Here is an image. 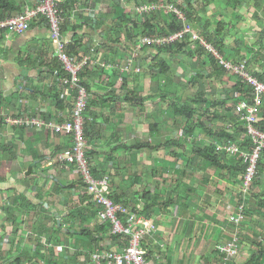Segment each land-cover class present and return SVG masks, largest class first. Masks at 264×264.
I'll list each match as a JSON object with an SVG mask.
<instances>
[{
  "label": "crops",
  "instance_id": "obj_1",
  "mask_svg": "<svg viewBox=\"0 0 264 264\" xmlns=\"http://www.w3.org/2000/svg\"><path fill=\"white\" fill-rule=\"evenodd\" d=\"M40 1L14 0L15 10L0 14L5 17L0 21L23 13ZM104 2L112 4V0H75L72 4L74 9L63 12L62 25V41L66 44L70 58L75 62L86 58L90 60V65L80 77L86 84L90 101L101 102L99 106L92 108L93 115L87 113L89 129L92 133V139L88 138L91 150L88 157L92 168L96 171L95 176L100 179L109 175L112 181L111 196H120L123 200L120 203L138 209L158 227L157 233L144 241L152 264H197L201 259L203 264H222L223 261L218 263L213 255L218 251L219 245L233 240L232 236L236 228L228 219L233 213L232 210L236 208V200L241 194L242 180L239 181L240 179L235 177L233 178L236 180L233 179L228 172L215 174L209 171L213 180L210 182L209 178L202 177L203 188H199V185L196 187L188 181L181 183L176 180L171 196L166 200L161 195L165 189L164 185L143 188V193L148 191L160 196V204L153 209L149 218L143 213L145 203L140 192L135 198L130 192H135L134 190L123 192L119 189V184L113 182L112 175L120 176L123 172L124 180L128 170L133 169L129 167L127 156L136 155L138 169L137 174H134V179L137 180L134 183L136 186L140 185L141 175L138 174L142 170L144 173L147 171L144 165L150 157L145 159V155H148L145 150L137 154L128 153L120 148L115 152L116 148L124 144H114L104 149V142L108 138L113 140L112 137L116 135L119 137L123 131L132 135L138 132L139 139L140 137H148V139L136 143H149L154 148L149 150L151 152L149 155L152 157L159 155V147L164 143L182 141L179 147L175 145L170 149L165 147L168 153L164 156L168 160L163 159V163L169 161L173 169L174 166L176 167L175 160L181 161L185 155L186 159L191 161L193 158L188 157V151L183 147H187L186 142L191 143V137L198 139L203 144L201 146L203 148L212 143L213 137L199 129L196 134H190L189 138L187 134L182 136V129L179 133L182 138L177 135L174 137V131L176 134L178 132L173 126L179 119L168 110L170 104H164L161 99L162 92L167 91L168 100H172L170 97L174 92L171 83H174V78L178 77H174L173 73L180 76L187 75L190 69L187 70L184 61L188 62L196 56L201 58L202 64H210L211 68L205 74L209 80V74L214 75L211 65L213 56L207 51L194 52L195 46L191 42L184 52L167 51L161 57L168 62L170 58L173 59L171 72L168 75L172 82L169 85L166 79L156 81L152 79L150 67L155 56L158 55V49L148 47L136 49L135 38L128 40L125 32L121 34L120 42L115 45L107 36V28L112 24L111 19L100 18L98 25L93 23L95 21L92 19L96 20L102 15L111 13L112 10L103 11L107 8ZM65 3L63 0L62 5ZM124 10L127 14V9ZM204 17L203 20L208 21ZM67 20L68 25H66ZM156 22L158 25V20ZM76 26L81 27L76 29L75 33L72 28ZM132 27L133 24H129L128 28ZM204 27L205 30L210 31L209 33L214 32V27ZM241 28L232 24L233 39L228 41L224 53H221L224 58L230 60L233 57L239 61L244 60L241 57H245V60L249 61L251 56L254 58V53H258L254 49L253 54L244 51L246 47L241 41L251 30L248 31L249 27L245 25L243 29ZM134 32L135 30L133 34ZM74 35L83 38V47L77 49L79 56L73 53L70 55L74 47ZM129 45L133 46V52L128 49ZM126 53L127 58H125ZM132 55L136 57L135 65L142 69L140 74L123 73L120 67H117L118 64L123 65ZM185 56L190 58L174 59ZM175 65L179 68L177 69ZM144 67H147V70ZM59 69L63 71L62 64L56 57V46L52 41L50 28L44 18H37L30 30L23 34H10L0 30V264H94L91 260L93 253L102 250L122 251L126 247V242L113 240L109 227L99 221L98 215L90 217L98 210L94 204H88L89 197L79 173L74 167L64 166L57 160L60 152L72 146L71 138L56 135L46 129L11 126L4 120L6 117L17 118L23 115L53 123H61L65 118L69 119L77 93L65 82L66 75L58 76ZM197 72L201 73V71ZM191 77L193 76L187 77L188 80H191ZM224 77L227 84L223 87L219 82L218 85L221 89L225 87L230 89L228 86L230 84L232 87L234 80L229 78L233 76ZM131 92L145 98L149 94H157L155 100L159 101L152 102V107L147 108L143 103L128 101L127 98L132 96ZM216 93L217 98L220 99V90ZM148 99L154 100L151 97ZM152 118L153 123L143 124L144 121ZM161 118L163 120H159ZM146 125H148L147 129ZM116 128H120V131H116ZM140 130L147 135L142 136ZM122 157L125 158L123 164H117V160ZM228 158L234 159L229 156ZM153 171H156L155 168H150V174ZM232 174L236 175L235 172ZM127 179L128 177L124 181ZM258 180L260 185L257 187L260 191L254 187L251 196L253 202L249 201V197L246 200V203L249 201V205L253 203L254 207H257L258 198H264V172ZM146 185L144 183V186ZM134 189L136 190L135 187ZM209 189L215 191L216 196H213ZM172 194H175L174 197ZM220 195L223 199L217 197ZM22 196L26 197V201L22 200ZM11 198L19 201L13 202ZM256 210L260 209L258 207L254 209L250 218H246L236 231L239 238V256L236 261H231L229 264H246L251 260H254V264H264V254L260 249L264 248V210H260L261 213L256 212L257 214ZM39 211L41 214L35 213ZM253 213L260 219L255 218V214L252 216ZM81 216L86 218L85 221ZM82 230L91 233L98 241L97 244H92L83 236ZM163 244L167 245V249L162 248ZM58 247L63 249L58 251Z\"/></svg>",
  "mask_w": 264,
  "mask_h": 264
},
{
  "label": "built area",
  "instance_id": "obj_2",
  "mask_svg": "<svg viewBox=\"0 0 264 264\" xmlns=\"http://www.w3.org/2000/svg\"><path fill=\"white\" fill-rule=\"evenodd\" d=\"M62 2L63 0H41L23 13L0 21V30L10 34H23L30 30L37 18L46 20L52 41L56 46V57L67 76L64 80L77 93L70 118H65V121L61 123L48 122L26 115L17 118L6 117L4 120L11 126L46 129L54 134L71 138L72 146L60 152L57 160L64 166L74 167L79 173L89 197L88 204L92 203L96 206L98 219L103 225L109 227L111 236L128 238L126 247L122 251L102 250L93 253L91 260L94 264H152L144 241L148 237L154 236L158 227L153 221L144 217L138 209L129 208L111 197L112 181L109 175L99 179L92 173L91 162L87 154L90 145L85 135L90 95L80 78L81 73L90 65V60L86 58L75 62L66 51V44L62 41V25L64 23ZM122 2L128 4L127 0H122ZM126 9L128 17L136 20L138 26L143 30H135L133 34L136 49L159 48L177 42L189 41L195 48L198 45L204 48L218 61V64L229 76L238 78L242 84L251 89L237 102L234 109V113L240 119V125L245 130L244 136L236 141L223 140L215 143L217 152L242 160L245 166L240 188L241 194L236 200V208L228 219L237 231L246 220V200L252 193L259 164L264 155V124H261L264 118V82L249 72L245 62L235 63L224 58L211 43H208L195 31L188 23L185 14L176 6L167 2H140L134 7L127 5ZM155 14L174 15L178 21L182 22V30L168 35H161L158 30L150 33V30L145 29L143 24L146 22L147 16L152 18V15ZM153 24L156 25L157 22ZM134 58L136 57L132 55L123 65L118 64L117 67H120L123 73L140 74L142 69L135 65ZM237 96L241 97V95ZM228 129L233 130L235 126L230 124ZM246 144H249L248 149ZM236 231L232 236V241L224 242L218 247L219 253L224 256L222 264L236 261L239 256V238ZM44 240L47 239L44 238ZM162 248L167 249V245L163 244ZM62 249V247L57 248L58 251Z\"/></svg>",
  "mask_w": 264,
  "mask_h": 264
},
{
  "label": "trees",
  "instance_id": "obj_3",
  "mask_svg": "<svg viewBox=\"0 0 264 264\" xmlns=\"http://www.w3.org/2000/svg\"><path fill=\"white\" fill-rule=\"evenodd\" d=\"M74 1L75 0H65L66 3L64 5H61V9L63 10V12L66 13V12L72 11V9H74V6L72 5ZM242 1L243 0H237V4H241ZM140 2H141L140 0H137V2L135 4H138ZM142 2L143 3L144 2L151 3V2H158V0H142ZM166 2L168 4H172V5L176 6L178 9H180L185 14L186 19L191 26L194 23L201 24L202 22L203 23L205 22L203 20V18H201L199 16V9H198V6H200L202 4L204 6L205 0H196L195 3H193L194 2L193 0H166ZM198 2H200V3H198ZM122 3H123L122 0H112V8H111L112 11L110 14L102 15L99 18H97L96 20L92 19V21H95V22H93L95 25H98L100 18H104V19L110 18L111 19L112 24L107 28V36H108V40H110V42L115 44V45H117V43L120 42L121 34H123L124 32L127 34L128 40H131L134 38L133 37V31L136 29L141 30V27L138 26L136 20L131 19L130 17H128V14L125 13V10L122 8ZM223 6L227 7V5H224V4H223ZM235 6L236 5H234V7ZM254 6L258 9L259 8L262 9V7H263L260 3H256ZM15 8H16V4H15L14 0H0V14L5 13L7 11L11 12V11L15 10ZM230 11H235V10L231 9ZM159 15H161V14H159ZM219 16L222 17L221 14ZM4 18L5 17L0 15V20H2ZM162 22H163V24H162ZM153 23H155V18H153V17L149 18L147 16L146 22L143 24V27L145 29L150 30V33H153L155 30H158L161 35H168L170 33H175L177 31L182 30V28H183L182 22L178 21L174 17V15L161 17L160 20L158 21V25H154ZM68 24H69V21L67 20L66 25H68ZM129 24H133V27L128 28ZM232 24H233L232 21L228 22L227 20H224V19L219 20L216 23L210 22L208 20L204 23V26L214 27V32L210 33V34L207 33L208 35L206 37H203L202 32H201V36L208 43H211L219 51L220 54L221 53L223 54L224 49L227 47L228 41L233 39V36L231 35ZM80 27L81 26H76V27H73L72 29L76 33V29L78 30ZM65 29L66 28L64 27V30ZM141 31H143V30H141ZM82 41H83L82 37H80V36L78 37V35H74V37H73V44H74L73 46L74 47H73L72 51H70V55L73 53V54H78V56H79V52L77 51V49L83 47ZM189 46H190L189 41H183V42H177L173 45L155 48V49H158V55L155 56V58L152 62V65L150 67V71H151L152 76H153L152 79H155L156 81L157 80L162 81V80L166 79V82H169V85H170V83L172 82V79L168 75L171 72V64H170V62H168V60H166L165 58H162L161 56L163 55V53H165L167 51H171V50H175L176 52H184ZM252 48L254 50L258 51V53H254L255 54L254 58H260V60H261L260 63L262 64V67H263V71L262 72H255V76L261 82H264V26H263L261 32L259 33V37L257 39V42H255V44L252 46ZM199 51L204 52V53L206 52V50L204 48H202L201 46L198 45L195 48L194 52L197 53ZM244 51H249V48H244ZM241 58L245 60V57H241ZM231 59L230 60L227 59V60L236 61V63H239V62H237V60H238L237 58H236L237 60L234 59L233 57ZM211 65L213 66V73H214L215 77L213 74H209V76H208L209 79H211L212 77L213 78H216V77L219 78L220 76H221L220 78H222V77H224V75L227 74V72L218 64V61H216V59H214L213 57L211 58ZM58 72H59L58 76H65V73L63 71L61 72L60 69ZM82 76H83V74L81 73L80 77H82ZM203 79H204V74L197 72L196 74H194L193 77H191L192 85L193 86L199 85L201 82H203ZM229 79L234 80V81H232V82H234V85L232 86V88H230V91L227 93L226 97H223V98L221 97L220 99L218 98L216 101L208 100L207 97H204L205 94L202 92H197L196 98H193L191 100L192 105L180 104V102L178 100H175V99L174 100H168L169 94L167 93V91L162 92V98L161 99L164 102H167L168 104H170V107L168 108V110H170V112L173 114L174 117L179 119V121L177 122L178 124L182 123L183 121H186L187 125H186L185 131H184L185 134L193 135L197 131V129H200V130H203L204 132H207V134L209 136L213 137L212 143L205 145L203 148L201 146L196 147V150L194 152L195 155L197 157H200L202 160H204L205 163L209 167L213 168L216 172H219V173L220 172L221 173H223V172L227 173L228 172V173H230L232 178L233 177H235L236 179L239 178L240 179L239 181H241L242 179L240 177H242L244 172H245V166L243 165L242 160H239L237 158L230 159V158H228L227 155L220 154L219 152H217L216 145H215L216 142H221L223 140L236 141L237 139H239V137H242L245 134L244 128L240 125V119L234 113V109H235V105L237 104V102L241 98L246 96L247 93L250 92L251 89L247 88L244 84H242L238 78L230 77ZM231 92L233 93L234 96L230 95ZM130 95H132L131 96L132 99L127 98L128 101H132V102L135 101V103H143L145 101V97L142 95H137L136 93H133V92H131ZM237 95H241V97L237 96ZM100 104H101L100 100L99 101H94V100L92 101L91 100L90 101V108H88L87 113L90 115H93L92 108L97 107ZM215 109H217L218 111L221 110L222 115L217 114ZM206 118L209 120L208 123H206V120H205ZM216 120L220 121L221 126H218V128L210 126V123L213 124V122ZM225 123H228V124L230 123V124L234 125L235 129H233V130L226 129ZM89 124L90 123H89V120L87 117L86 122H85V135H86L87 139L88 138L92 139V136H91L92 133L90 132ZM261 124H264V118L261 121ZM56 135H58V134H56ZM171 145H175V146L179 147L182 145V141L166 142L162 146L169 147ZM246 146L248 149L249 144H246ZM120 148L126 150V152H128V153H137V154L146 150V149H148V150L154 149L149 143H139V144L136 143V144L131 145V146H126V145L119 146L118 148L115 149V152L119 151ZM155 149H157V148H155ZM110 161H114V160H110ZM262 161H264V155H263ZM262 161L259 164L258 174H257V178L254 182L253 188L260 185L258 179H259V177H261V175L264 172V163ZM95 172H96L95 169H93L92 173L94 174V176H95ZM233 172H235L236 175L233 176V174H232ZM235 178H233V179H235ZM134 181L136 182L137 180L134 179ZM84 189H86V188L84 187ZM251 192L253 194L254 190L252 189ZM251 196L252 195L250 194V197ZM112 198L116 202L123 201L120 196L119 197L113 196ZM141 198H142L143 202L145 203L143 213L147 217L150 218L152 215L153 209L155 207L159 206V204H160V201H159L160 196L156 195L155 193L152 194V192L144 191V193L141 194ZM12 199L13 198H11V200ZM22 200L26 201V197L22 196ZM18 201L19 200L13 199V202H18ZM256 203H257L258 209L263 211L264 210V198H258V201ZM42 209H43V207H42ZM35 213L41 214L40 211L35 212ZM94 215H97V212H94V214H91L90 217L94 216ZM82 219H83V221H85L86 218L82 217ZM81 233L83 234V236L87 237L92 244H94V243L97 244L98 241L94 238V236L91 233H89L88 231H85V230H82ZM113 240L115 242L116 241L117 242L123 241L126 243L128 242V238H126L124 236H113ZM261 250H262V254H264V248L263 247H261ZM213 256L216 258V261L218 263H221L223 260V257H224L218 251H215ZM260 260H262L261 257H260ZM246 264H254V260H251Z\"/></svg>",
  "mask_w": 264,
  "mask_h": 264
},
{
  "label": "rangeland",
  "instance_id": "obj_4",
  "mask_svg": "<svg viewBox=\"0 0 264 264\" xmlns=\"http://www.w3.org/2000/svg\"><path fill=\"white\" fill-rule=\"evenodd\" d=\"M140 1L142 2V0H140ZM193 1H194L193 3L196 2V0H193ZM127 2H128V4L126 2L122 3V6L124 9L127 8V5L131 6V7H134L137 5V4H135L137 2V0H127ZM158 2L162 3V2H166V0H158ZM144 3H146V2H144ZM198 3H200V2H198ZM256 3H260L263 6L262 9L256 8L254 6ZM103 4L107 5L106 6L107 8L103 9V11L104 10H111V8H112L111 3L109 4L108 2H104ZM223 4L227 5V7L226 6L224 7ZM234 5H236V6L234 7ZM198 9H199V16L201 18H203L205 16L204 18L205 19L207 18L210 22H212V21L216 22L217 20L224 19L227 21H232L233 24H236L237 26L242 27L241 29H243V25L248 26L249 27L248 31H250V30L251 31L249 34L247 33V37H245L241 41V44L244 47L249 48V54L251 52H252L251 54H253L254 50L252 48V45H254V43L256 42L257 37H258V33H260V30L264 26V0H250V1L249 0L248 1L243 0L241 2V4H237V0H207V1L205 0L204 6L202 4V5L198 6ZM231 9H234L235 11H230ZM220 14L222 17L219 16ZM161 17H166V16L163 14L153 15V18H155V20H158V21L160 20ZM192 26L195 28L196 32L199 33V35H201V32H202L203 37H206L208 34H210L209 30L208 31L205 30L203 22L201 24L194 23ZM133 37H134V35H133ZM239 47H240V45H239ZM128 49L132 51L133 46L129 45ZM127 53H126L125 58L128 57L129 53L128 54ZM185 58H190V57L185 56L184 58H174V59L185 60ZM249 61L248 60H239L237 62H245L248 66L249 72L253 75H255V72H262L263 71L262 64L260 63L261 62L260 58H252V56H251V59ZM169 62L172 65L173 59L170 58ZM233 62L236 63V61H233ZM184 63L187 67V70L190 69L189 73L187 75H183V76H180L176 73L175 74L173 73L174 77L175 76H178V77L174 78L175 84L171 83V89L174 93H173L172 97H170V99L178 100L180 102V104L192 105L191 100L193 98H196L197 92H202L204 94L206 92V95L204 97H207V99L210 101H216L218 99L216 92L219 90H220V96L219 97H226V95L230 91V89H227L226 87H225L226 89L225 88L221 89V86L218 85L220 82L222 84V86L224 87L225 84H227L226 83L227 80H224L226 77L211 78L209 80L206 78L205 74L209 72L208 69L211 68L210 64H208V63L202 64L201 58H198L197 56L191 58L188 62L184 61ZM175 67L177 69L179 68V66H177V65H175ZM144 69L147 70V67H144ZM197 71H201V73L204 74V79H203V82H201L199 85L193 86L192 81L190 79L188 80L187 77L194 76V72H197ZM185 73H187V72H185ZM226 76H227V74H226ZM228 88H232L230 84H229ZM207 92H209V94H207ZM230 95L234 96L232 92ZM156 96H157V94L156 95L153 93L149 94L148 97L154 98V100H150V99H148V97H146L145 101L143 102L144 107L150 108V107H152V105H151L152 102L159 101V100H155ZM129 99H131V97H129ZM164 104H167V102H164ZM215 111L217 112V114L222 115L221 110L218 111L217 109H215ZM152 120H153V118L149 119L147 121H144L143 124L151 123ZM159 120H163V119L161 118ZM205 120H206V123L209 122V120L207 118ZM218 125L221 126V124L218 120L214 121L213 124L210 123V126H212V127L218 128ZM147 126L148 125H146L145 128ZM185 127H186V121H183L180 124L175 122L173 129H177L178 134H176L174 131V137L176 135L178 137L180 136L179 133H180L181 129L183 130L182 136L188 135L187 138L191 137L190 134H187V135L185 134V132H184ZM225 127H226V129H228L230 127V123L229 124L225 123ZM115 130L120 131V128H116ZM142 130H144V129L142 128ZM137 131H138V128L136 129V132ZM201 132H202V130H201ZM123 133L119 134V137L117 135H116V137H112L113 140H111L109 138L107 140L105 139L106 141L104 142L105 143L104 149H107L111 145H114V144L131 145V144H135L136 142L148 139V137H144V138L140 137V139H139V136H137L138 132L133 134V135L127 134L124 131H123ZM139 133H142L141 130L139 131ZM198 134L201 135V133L199 131H198ZM146 135L147 134L142 133V136H146ZM182 136H180V138H182ZM203 138H205V137H203ZM186 143H187V147H185V146H183V147L185 150L188 151V153H187L188 157L193 158V159H191V161H190L189 159H186L187 156L185 155V158H182L181 161L177 162V160H175L177 169H175L176 168L175 166L173 169L169 165V161H166L163 163V159L167 158L164 155H165V153H168V151L165 150L166 148L164 146H161V147H159L160 152H159L158 156L152 157L149 155V153L151 154V152L149 150L144 151L145 153L148 154V155H145V159H148V157H150V159H149L150 161L147 160L146 165H144L147 168V171L144 173V171L142 170V172H140L138 174V175H141L140 176V185L136 186V184L134 183V177H135L134 174H137L136 171L138 169L137 156L136 155H134L132 157L127 156L128 164L130 165L129 167L133 168L132 171H130V169L128 170V173H127L128 176L127 175L124 176L125 177L124 180L126 179V177H128V179L126 181L123 180V178H122L123 172H122L120 174V176L115 177L114 175H112L115 178V179L113 178V182L114 181L117 182V184H119V189L123 190V192H126L127 190H134L135 192L130 191L131 194L134 195V198H135V195L139 194V192H140V194L143 193V188H153V187H159V186L164 185L165 189H164V191H162L161 195L163 196L162 198L164 200H166V198L168 196H171L172 189L175 187V184L177 183L176 180H178L181 183H185L186 181H188L190 184L196 185V187H197V185H199L198 186L199 188H203L202 177L209 178L210 182H212V180H213V177L211 176L212 173L209 171H213L215 174H216V171L213 168L209 167L205 163L204 160H202L200 157H197L194 154L196 146H203V144H201L198 139L197 140L192 139V137H191V143L190 142H186ZM172 146L173 145L169 146L168 149H170ZM89 152H91L90 149L87 150V154H89ZM101 156H103L104 158L106 157L103 154H101ZM141 158H142V156H141ZM174 159H176V158H174ZM124 160H125L124 157L119 158V160H117L116 163L119 165L120 164L122 165ZM166 160H168V159H166ZM192 163H194L195 165ZM148 167H150V168L154 167L156 171H153V173L150 174L151 173L150 168H148ZM91 168H92V165H91ZM215 174H213V175H215ZM141 177H143V179H141ZM215 182L216 181H213V183H215ZM144 183L147 185L144 186ZM134 187L136 188V190L134 189ZM166 190L168 191L167 193H166ZM253 190H254V188H253ZM258 190H259V188H258ZM209 191H211V190L209 189ZM211 193L213 196H216L215 191L212 190ZM174 195L175 194H172V197H174ZM251 195H253V194L251 193ZM221 196L222 195L217 196V197L223 199ZM176 197H178V196H176ZM176 197H175V199H176ZM248 197H249V201L251 200L253 202V199L250 197V194ZM249 201L246 203L247 206H245V212H246V218L247 219L250 218L251 212H253L254 209L257 208V207H254L252 205L253 203H251L249 205ZM228 209H230V208H228ZM233 211H234V209L232 210V212ZM256 212L261 213L260 210H258V211L256 210L255 213ZM255 213H253L252 216H254ZM227 214L229 215V213H227ZM256 214L254 217L255 218L257 217L258 219H260ZM263 225H264V222H263ZM257 231L259 232V230H257ZM253 241L256 243H259L258 241H255V240H253ZM197 264H203V259H201L200 261L198 260Z\"/></svg>",
  "mask_w": 264,
  "mask_h": 264
}]
</instances>
